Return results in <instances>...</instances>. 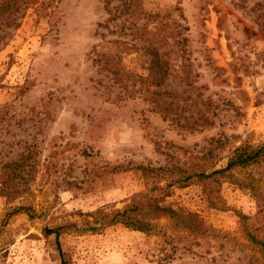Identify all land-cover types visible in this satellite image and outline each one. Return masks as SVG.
<instances>
[{
  "label": "rangeland",
  "instance_id": "374dc122",
  "mask_svg": "<svg viewBox=\"0 0 264 264\" xmlns=\"http://www.w3.org/2000/svg\"><path fill=\"white\" fill-rule=\"evenodd\" d=\"M257 1L142 0L146 14L136 23L146 18L167 58L162 98L172 107L164 115L152 99L156 88L137 82L147 74L145 43L105 21L103 0H38L1 16L0 181L5 163L31 154L21 172L25 191L0 195V264H60L55 235L42 230L65 223L74 225L59 237L69 264H264L244 234L264 242V158L231 172L255 187L258 203L229 181L213 209L199 185L169 187L164 204L194 212L202 235L171 228L166 218L147 233L120 225L91 231L97 223L82 216L120 209L147 191L137 166L208 172L240 143H263ZM19 206L29 210L10 213Z\"/></svg>",
  "mask_w": 264,
  "mask_h": 264
},
{
  "label": "trees",
  "instance_id": "16d2710c",
  "mask_svg": "<svg viewBox=\"0 0 264 264\" xmlns=\"http://www.w3.org/2000/svg\"><path fill=\"white\" fill-rule=\"evenodd\" d=\"M106 9L107 23L117 22L121 27V34L126 36L130 35L132 40H140L145 43L142 51L148 56L147 60V74L139 76L137 82L140 84L150 85L156 88L152 90L153 101L156 103V108L162 115L170 112L172 102H164L163 96L169 97V93L163 89L164 81L167 76L168 68L167 58L165 54L159 55L158 46H154V36L147 33V21L146 18L141 24H137L136 21L140 18H144L145 14L142 8V0H103ZM245 0H239L236 2L238 6ZM38 3V0H0V18L5 15L8 16L13 12L19 11L20 7L25 9L29 6H34ZM24 5V6H23ZM252 10H255L254 19L260 35L264 37V0L257 1ZM17 29L19 25L14 24ZM128 32V34L126 33ZM7 31H2V36L5 38ZM2 38V39H3ZM185 68V67H184ZM186 70V68H185ZM162 90V91H161ZM177 107V106H176ZM172 108V114L176 116L175 109ZM176 123H179V117L175 118ZM201 125L207 123V118H202ZM201 119V120H202ZM195 123L185 122L179 126L182 128H193ZM31 153L27 155L19 156L14 161H9L4 164L3 167L9 168L5 172V177L0 181V195L4 197H15L25 191L22 188L25 176L22 175V171L25 168V161L28 159ZM264 158V141L260 145L251 146L248 143H240L232 148L229 154L226 156L225 164L217 169L209 170L208 172L201 169H186L178 166L169 167H157L153 168L147 165L137 166L136 169L140 171L144 178L145 184L149 185L148 190L136 194L131 200L123 205L120 209H107L104 207H97L92 212H86L82 214L83 217L92 218V223H97L96 226H89L91 231H95L98 227H110L114 225H120L128 230L136 231L139 233H147L153 228V222L159 218H166L169 220L171 228L180 230L192 234L204 233V226L194 212H185L182 210L172 209L170 206L164 204V199L168 195L169 187L185 188L189 184H196L200 186L201 192L205 197L206 205L208 208H215L216 202H218L217 192L220 186L224 182L238 183L242 188H248L253 194L257 203L260 201L261 194H256L255 187L243 180H232L231 172L236 168H244L258 165L263 162ZM27 166V165H26ZM32 166V165H31ZM34 168L33 166L31 167ZM163 181L162 187H156L159 182ZM28 207L19 206L10 211L11 214L18 212L28 211ZM241 218H246L241 215ZM88 224V222H85ZM74 227L73 224L65 223L56 225L54 227H45L42 232L47 238L51 234L55 235L56 250L58 253V259L60 264H69L67 260V254L61 249L59 237L68 232L69 227ZM245 237L254 245L260 246V252L264 253V242L262 238L257 239L252 233L248 231L244 232Z\"/></svg>",
  "mask_w": 264,
  "mask_h": 264
}]
</instances>
